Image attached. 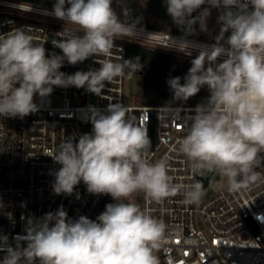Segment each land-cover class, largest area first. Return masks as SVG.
<instances>
[{
    "label": "clouds",
    "instance_id": "9594fccd",
    "mask_svg": "<svg viewBox=\"0 0 264 264\" xmlns=\"http://www.w3.org/2000/svg\"><path fill=\"white\" fill-rule=\"evenodd\" d=\"M165 3L185 35L195 34L196 25L206 32L213 8L220 25L211 45L181 38L167 47L197 55L183 83L179 76L167 80L172 101L165 106L179 110L201 88L209 91L206 102L193 109L175 151L194 176L215 173L229 191L247 189L262 178L255 168L264 152V0ZM112 5L113 0H55L49 14L82 32L65 30V38L54 44L63 55H46L43 44L34 43L22 28L0 34V117L23 119L35 113L34 97L48 96L54 87L84 88L99 96L106 84L141 71L140 57L123 63L111 59L115 41L134 36L139 24L138 19L121 20ZM225 33L230 35L225 38ZM93 56L103 58L97 59V69L70 75L60 71L65 61L76 65ZM127 111L119 102L104 109L90 105L82 119L91 123V132L65 140L51 156L61 166L54 173V194L70 196L83 182L88 193L110 195L115 202L96 220L83 215L70 219L62 206L40 218L29 217L24 234L12 238L14 244L0 234V264H160L155 253L165 241L166 225L132 197L142 192L162 204L183 195L192 204L204 195L203 185L174 183L168 158L149 160L147 130Z\"/></svg>",
    "mask_w": 264,
    "mask_h": 264
},
{
    "label": "built area",
    "instance_id": "2783aa9c",
    "mask_svg": "<svg viewBox=\"0 0 264 264\" xmlns=\"http://www.w3.org/2000/svg\"><path fill=\"white\" fill-rule=\"evenodd\" d=\"M51 9L17 0H0V34L22 28L33 36L34 43L43 44L46 55H63L54 44L65 38V30L75 35L82 32L75 25L50 15ZM211 10L217 19L218 10ZM137 28L134 36L115 41L111 57L114 62L123 63L124 42L172 53L181 60L194 59L197 53L194 51L188 56L175 48H167L172 46V39L183 38L195 44L215 43L202 36L188 38L170 30ZM219 29L218 24L214 30ZM228 35L225 33V38ZM97 59L103 58L93 56L76 65L65 61L60 71L70 75L97 69L100 67ZM125 79L117 78L106 84L99 96L84 88L54 87L50 95L34 97L38 105L35 113L23 119L0 117V133H3L0 135V234L7 235L9 243L14 244L12 238L24 234L29 217L40 218L62 206L70 219L83 215L96 220L107 204L115 202L110 195L88 193L83 182L70 196L56 195L52 190L54 173L61 166L51 156L65 140L91 132V123L82 119V113L90 105L104 109L109 103L123 104L128 116L147 130L151 139L147 158L152 162L168 158L169 175L173 176L174 183L198 182V175L191 173L185 158L175 148L177 140L186 135L195 106L206 102L207 86L201 103L179 106L181 109L176 110L144 106L138 100L128 104ZM258 159L255 170L262 178L247 189L229 191L225 186L192 204H186L183 195L156 204L142 192L134 194L133 202L166 225L165 241L155 253L160 264H264V152ZM3 255L0 253V258Z\"/></svg>",
    "mask_w": 264,
    "mask_h": 264
},
{
    "label": "trees",
    "instance_id": "16d2710c",
    "mask_svg": "<svg viewBox=\"0 0 264 264\" xmlns=\"http://www.w3.org/2000/svg\"><path fill=\"white\" fill-rule=\"evenodd\" d=\"M32 3L39 6L52 8L55 0H17ZM113 8L120 16L121 20H139L137 27L151 29L156 31L170 30L172 33L182 37L196 38L198 36L199 25H196V33L185 35L171 17L167 14L165 0H151L149 5H144L141 0H113ZM206 6V5H205ZM202 6V7H205ZM125 10L131 12L130 17L124 15ZM198 13H193L197 15ZM227 35L229 33H226ZM140 57L139 63L143 65L141 71L137 74L143 76V87L141 97L138 99L144 106H165L172 101V93L167 85V80L176 76L183 77L188 73L191 67V60H181L172 53H162L154 51L146 46L132 42H124V60ZM206 89L201 88L200 92L190 98L186 103H180L178 106L201 103V98L205 97ZM221 176L215 173L198 175V182L206 189L212 182L220 181Z\"/></svg>",
    "mask_w": 264,
    "mask_h": 264
},
{
    "label": "rangeland",
    "instance_id": "374dc122",
    "mask_svg": "<svg viewBox=\"0 0 264 264\" xmlns=\"http://www.w3.org/2000/svg\"><path fill=\"white\" fill-rule=\"evenodd\" d=\"M144 5H149L151 0H141ZM217 19L211 10V15L207 20V28L206 32L198 31V36H202L206 38V40L215 41V37L218 35L219 31L214 30L217 28ZM126 85V101L128 104H134L141 97L142 87H143V76L139 74H133L131 78L125 79ZM227 186V182L224 178H220L218 182H212L206 189L203 190L204 195L201 198H205L217 190Z\"/></svg>",
    "mask_w": 264,
    "mask_h": 264
}]
</instances>
